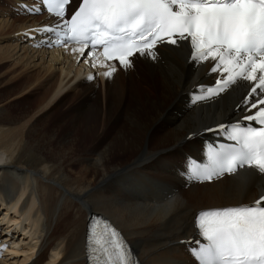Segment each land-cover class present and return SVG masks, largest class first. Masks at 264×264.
Segmentation results:
<instances>
[{"label":"bare ground","instance_id":"1","mask_svg":"<svg viewBox=\"0 0 264 264\" xmlns=\"http://www.w3.org/2000/svg\"><path fill=\"white\" fill-rule=\"evenodd\" d=\"M0 2L1 11L5 3L10 9L0 15V36L15 39L0 46L2 53L27 67L39 65L49 83L34 110L69 101L64 113L50 116L52 110L13 113L0 100V237L11 247L1 261L85 264L87 217L100 213L142 264H197L179 243L193 235L195 212L250 202L259 192L234 175L197 182L182 174L187 154L201 158L203 139L215 136L204 126L240 115L233 103L243 89L194 106V89L213 83L214 74L186 60L187 49L173 47H161L159 61L140 58L130 70L117 67L111 79L102 75L106 67H92L91 57L73 53L71 44L34 49L39 63H31L35 53L29 56L33 47L22 44L24 30L56 18L43 12L20 20L19 4L26 0Z\"/></svg>","mask_w":264,"mask_h":264},{"label":"snow or ice","instance_id":"2","mask_svg":"<svg viewBox=\"0 0 264 264\" xmlns=\"http://www.w3.org/2000/svg\"><path fill=\"white\" fill-rule=\"evenodd\" d=\"M42 6L56 22L25 29L23 35L44 37L37 47L67 50L71 44L79 56L87 49L92 67L107 68L105 78L117 67L134 68L140 58L159 61L160 48L173 47L187 49L186 60L214 74L213 83L194 89V106L227 100L243 89L233 103L240 115L204 126L217 139L205 142L202 162L186 157L182 174L197 182L238 176L242 186L259 188L258 198L200 209L195 236L179 243L188 245L197 264H264V0H42ZM19 7L41 11L35 4ZM86 258L88 264H142L121 232L100 215L90 217Z\"/></svg>","mask_w":264,"mask_h":264},{"label":"rangeland","instance_id":"3","mask_svg":"<svg viewBox=\"0 0 264 264\" xmlns=\"http://www.w3.org/2000/svg\"><path fill=\"white\" fill-rule=\"evenodd\" d=\"M0 3H2V2H0ZM29 3H31L32 5L35 4V5L41 7V5H39L38 0H32V1L28 2V3L26 2L25 4L28 5ZM5 4H4V8L6 10L5 11H1L0 10V15L6 13L8 11V9H9L8 8V5L7 4L5 5ZM20 9L22 10L23 13L19 12L20 13V14H18L19 19L22 18V17H24L25 15L31 16V15H40L41 14V12L36 13V14L28 13L26 10H24L22 8H20ZM0 17H2V16H0ZM30 20L27 21V24H29L28 22H31L33 19L31 21ZM1 35H4V34H1ZM35 36L37 38L35 40L32 39V38H35ZM35 36H33V37H27V39L29 41L27 39H24V41H22L23 42L22 44L27 45L28 48H29V46H32L33 47L32 50L29 48L31 50V52L28 53L29 56H30V53L32 54V51L34 49L39 50V49H42V48L44 49L45 48V50L47 49V51H48V49H51V50L54 49L53 46L52 47H48V46H45V45H41V46H38V47L37 46H34V44L35 45L37 44L38 39H43L44 38L42 36H39V34H36ZM14 40L15 39H13V37H11V36H9V38H7L5 36H0V46L2 48H3V46L5 48L8 47V46H12L13 43H15ZM30 41L33 42V43L30 44L29 43ZM2 48H0L1 49L0 50L1 51L0 52V55H1L0 56V58H1L0 59V91L2 92V93L0 92V98H2L0 100H5L8 103V109L11 110V112H13V113H17L18 111L25 110L27 112L35 111V113H37V112L38 113L44 112V113L48 114V113H50V112L53 111L50 116H57L59 114L64 113L65 112V109H66L65 107H67V105L69 103V101H67V100L63 101L62 102L63 104L62 103H59L58 105H56L55 103H52V104L49 105L50 107L48 106L45 110H42L41 112H39L40 110H34L35 109L34 106H36V108H37V106L39 105V97H40V95H42V92L44 91V89L49 86V83L46 80L47 77L43 76L44 75L43 74V71L41 70V68H40L39 65H36L38 68H36L35 66H31V65H28L29 67H27V66H24L25 65V62H23V61H20V64H19V62L17 60L15 61V59L13 60L11 58L5 57L7 55L6 54L4 55L2 53L3 52V49ZM36 52H38V51H35L34 52L35 53L34 58H31L30 57L29 60H28V61H31V63L32 62L33 63L36 62V64H37V62H38V60H36V58H35L36 57ZM34 53L32 55H34ZM6 58H7L8 61L6 60ZM45 59H48V55H47V58H45ZM17 62H18V64H17ZM21 62H23V64H21ZM39 70L42 71V72H39ZM18 71H20V75L17 74V73H19ZM15 73L17 75H15ZM10 84H11V87H8V85H10ZM23 85L28 86V88H30V87L31 88L30 89L27 88V90L25 89L24 91H20V88ZM32 85H33V87H32ZM2 95H4V96H2ZM86 107H87V105L84 104L81 108H79L77 110V112L79 114H81L82 112L85 111ZM20 108H22V109H20ZM49 110H52V111H49ZM88 142L89 141L87 140L86 143L88 144ZM95 215H101V214L100 213H96ZM8 254L9 253H3L2 255L6 257V255H8ZM20 257H21V255H20Z\"/></svg>","mask_w":264,"mask_h":264},{"label":"water","instance_id":"4","mask_svg":"<svg viewBox=\"0 0 264 264\" xmlns=\"http://www.w3.org/2000/svg\"><path fill=\"white\" fill-rule=\"evenodd\" d=\"M90 217V216H89Z\"/></svg>","mask_w":264,"mask_h":264}]
</instances>
